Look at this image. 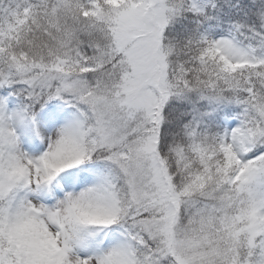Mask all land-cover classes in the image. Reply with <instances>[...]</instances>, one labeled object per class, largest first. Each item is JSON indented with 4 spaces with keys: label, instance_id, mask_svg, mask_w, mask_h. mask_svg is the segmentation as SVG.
<instances>
[{
    "label": "snow or ice",
    "instance_id": "1",
    "mask_svg": "<svg viewBox=\"0 0 264 264\" xmlns=\"http://www.w3.org/2000/svg\"><path fill=\"white\" fill-rule=\"evenodd\" d=\"M0 264H264V0H0Z\"/></svg>",
    "mask_w": 264,
    "mask_h": 264
}]
</instances>
